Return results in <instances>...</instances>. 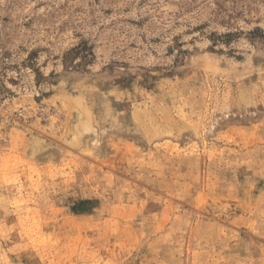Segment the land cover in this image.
Here are the masks:
<instances>
[{
  "label": "rangeland",
  "instance_id": "1",
  "mask_svg": "<svg viewBox=\"0 0 264 264\" xmlns=\"http://www.w3.org/2000/svg\"><path fill=\"white\" fill-rule=\"evenodd\" d=\"M0 264H264V0H0Z\"/></svg>",
  "mask_w": 264,
  "mask_h": 264
}]
</instances>
